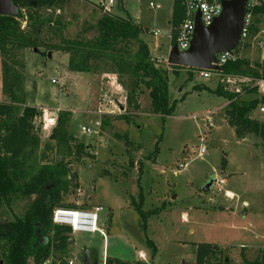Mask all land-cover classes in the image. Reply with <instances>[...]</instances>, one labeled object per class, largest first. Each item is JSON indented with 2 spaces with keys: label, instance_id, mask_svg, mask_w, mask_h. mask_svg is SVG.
Masks as SVG:
<instances>
[{
  "label": "rangeland",
  "instance_id": "obj_1",
  "mask_svg": "<svg viewBox=\"0 0 264 264\" xmlns=\"http://www.w3.org/2000/svg\"><path fill=\"white\" fill-rule=\"evenodd\" d=\"M100 1L105 0H57L39 12L47 21L39 34V48L0 53V101H9L2 81L7 69H14L20 76L19 89L13 88L22 102L19 107L33 105L57 119L59 113L67 112V130L74 138L71 145L85 146L79 157H66L75 178L63 194L62 206L99 205L98 228L103 234H70L71 247L78 251L65 261L73 258L82 264L87 249L91 264H104L105 257L144 263L138 258L141 250L147 264H194L199 243L222 248L221 264H246L255 259L264 248V142L258 133L236 134L225 115L227 99L214 92L216 75L205 78L186 67L175 70L166 62L173 0H114L109 12L129 16L145 29L142 38L155 65L168 72L169 97L174 103L169 116L152 112L143 86L136 99L139 107L129 106L128 78L123 77L120 86L106 62L93 61L91 72H76L69 68V53L62 49L47 52L44 44L63 47V38L95 36L97 20L105 13ZM150 2L160 7L148 8ZM24 24L21 21V27ZM153 31L158 32L154 35ZM251 55L253 51H246V58ZM250 116L264 120L255 109ZM97 120L101 121L98 133L82 132V126H92ZM39 123L35 118L40 142L33 161L42 164L63 153L49 139L53 127L43 130ZM201 144L206 151L199 157ZM221 177L225 183L219 186ZM210 180L211 186L204 191ZM226 189L236 197L228 198ZM140 194L144 210L159 207L147 218L145 229L133 207ZM32 198L12 194L6 202L0 199V224L22 217ZM149 241L155 247L154 255ZM3 243L0 261L5 256Z\"/></svg>",
  "mask_w": 264,
  "mask_h": 264
},
{
  "label": "trees",
  "instance_id": "obj_2",
  "mask_svg": "<svg viewBox=\"0 0 264 264\" xmlns=\"http://www.w3.org/2000/svg\"><path fill=\"white\" fill-rule=\"evenodd\" d=\"M56 1L14 0L18 6V13L0 15V53L8 55L14 49L39 48V34L47 22L41 19L39 12L52 6ZM254 14L256 23L253 31H256L258 24L264 22V4L256 6ZM184 17V0H173L170 45L176 43V28ZM21 21H25L24 27H21ZM144 32L145 29L129 16L103 13L97 20L95 36L70 40L63 38V47L52 43L44 44V47L47 52L62 49L69 53V68L76 72H91L93 61L106 62L110 70L108 72L116 75L115 81L120 86H122L120 80L123 81L122 78L125 76L128 78L129 106L134 110L139 107L136 99L143 86L148 91L152 112L162 117L169 116L173 113L174 103L169 97L168 72L155 65L149 45L142 38ZM169 66L175 70L183 68ZM189 69L194 71L195 68ZM221 70L228 73L257 74L245 57L224 64ZM6 74L7 78L4 77L2 81V89L8 93L9 101H0V199L6 202L12 194L33 198L22 217H15L0 224V241L5 243L6 256L1 264H30V259L32 264H41L45 261H49V264H67L65 258L69 256V235L72 233L69 227L54 224L52 213L55 207L63 205V194L68 191L70 180L75 178V174L68 167L66 157H79L85 146L79 142L71 145L74 138L67 130L68 114L61 112L49 139L55 142L56 148L63 154L50 162L34 163L33 157L40 142L39 130L34 127V119L42 115V112L30 105H25L22 109L19 107L22 102L14 91L19 89L20 76L10 68ZM189 76L191 78V75ZM214 92L230 101L225 115L229 119V124L235 128L236 134L242 137L244 133H258L264 142V120L257 121L250 116L257 103L264 102V96L243 99L224 90L219 84L216 85ZM251 93L254 94V90H251ZM130 116L122 115L126 119ZM159 138L160 135L155 143V153L158 151ZM142 200L140 194L139 202L132 203L140 216V226L145 229L147 218L156 214L159 207L144 210ZM163 204L161 208L165 206ZM149 242L154 255L155 247L151 241ZM56 251L61 253V257H54L53 253ZM222 258V248L214 244L199 243L194 264H210L211 261H213L211 264H221ZM104 262L130 264L115 257H106ZM246 264H264V248L259 250L258 257L246 261Z\"/></svg>",
  "mask_w": 264,
  "mask_h": 264
},
{
  "label": "built area",
  "instance_id": "obj_3",
  "mask_svg": "<svg viewBox=\"0 0 264 264\" xmlns=\"http://www.w3.org/2000/svg\"><path fill=\"white\" fill-rule=\"evenodd\" d=\"M114 0L100 1L99 5L103 8V12L109 13L110 7ZM223 0H184L185 17L178 25L176 46L179 50H184L188 47L194 28V14L198 10L200 12V19L202 23L207 26L221 11V3ZM262 0H247L244 8V17L241 26L240 38L236 46L230 51H224L215 55L216 60L212 64L219 67V70H200L194 69L195 72L209 78L211 75L217 76V85H221L222 88L228 92L238 95L243 98L247 94L254 90V97L261 98L264 96V28H257L253 31L255 25L254 9L256 6L261 5ZM158 4L148 3V8L158 9ZM158 31H153L155 35ZM171 36V29L169 33V41ZM172 45H170L171 47ZM253 51V56H247L251 67L257 71V74L252 73H228L221 70V67L228 63L240 60L245 57L246 51ZM246 58V57H245ZM230 101L227 100V104ZM226 104V105H227ZM255 112L257 115L264 118V102H259L255 106ZM45 111V110H44ZM41 110L42 115L36 116L39 120L41 129L47 130L56 125L57 116L47 115L46 111ZM102 113V111H99ZM42 122V123H41ZM95 125V126H94ZM94 125H84L81 130L84 134L98 133L101 121L97 120ZM37 128V127H36ZM35 128V129H36ZM206 151V145L201 144L196 156H203ZM185 165L182 164V167ZM225 180L219 179L218 184L221 186ZM102 208L99 205H95L91 208H79L73 209L69 207L58 206L55 207L52 213V222L57 225H64L70 228L71 233L84 232L95 233L100 231L99 225V212ZM41 264H49L45 261ZM67 264H76L73 260H68Z\"/></svg>",
  "mask_w": 264,
  "mask_h": 264
},
{
  "label": "water",
  "instance_id": "obj_4",
  "mask_svg": "<svg viewBox=\"0 0 264 264\" xmlns=\"http://www.w3.org/2000/svg\"><path fill=\"white\" fill-rule=\"evenodd\" d=\"M247 0H223L220 13L205 26L200 19V12L194 14V28L190 43L184 50L173 44L168 51L166 62L170 65L195 68L200 70H219L215 64L217 53L232 50L239 41L244 8ZM18 6L14 0H0V15H16ZM49 55V53H48ZM210 180L204 187L207 191ZM82 264H90V255L84 250Z\"/></svg>",
  "mask_w": 264,
  "mask_h": 264
},
{
  "label": "crops",
  "instance_id": "obj_5",
  "mask_svg": "<svg viewBox=\"0 0 264 264\" xmlns=\"http://www.w3.org/2000/svg\"><path fill=\"white\" fill-rule=\"evenodd\" d=\"M106 1V0H105ZM172 5H173V1H172ZM171 12H172V8H171ZM116 14V13H115ZM128 14V13H127ZM171 24V23H170ZM258 27L259 28H264V22H261L260 24H258ZM170 29H171V26H170ZM169 29V30H170ZM169 33H170V31H169ZM169 36V35H168ZM169 48H170V44H169ZM31 106H33V105H31ZM224 168H225V166H224ZM223 177H221L220 179H222ZM224 179V178H223ZM225 180V179H224ZM225 183V182H224ZM225 192H226V196H228V198H235L236 197V193L233 191V190H231V189H226L225 190ZM232 193V194H231ZM245 204H248V201H247V203H245ZM182 217L183 218H185L186 217V214H182ZM95 233H100V231H98V232H95ZM101 234V233H100ZM3 245H4V243H3ZM69 249H71V252L69 251V254H71V255H74L75 256V253H77V249L78 248H72L71 247V244H69ZM89 252V255H90V257H91V252L90 251H88ZM56 253V254H55ZM57 258L58 257H61V253L60 252H54L53 253ZM96 255V254H95ZM6 258V256L4 257V259ZM106 258V257H105ZM138 258H139V260H142L143 262H145L146 263V259H147V256H146V254H145V252L144 251H141V250H139L138 251ZM71 259V258H70ZM69 259V260H70ZM73 259V258H72ZM71 259V260H72ZM83 261V260H82ZM104 261H105V259H104ZM29 262H30V264H32V260L30 259L29 260ZM0 264H1V261H0ZM76 264H79V263H76ZM90 264H91V260H90ZM103 264V263H102Z\"/></svg>",
  "mask_w": 264,
  "mask_h": 264
},
{
  "label": "bare ground",
  "instance_id": "obj_6",
  "mask_svg": "<svg viewBox=\"0 0 264 264\" xmlns=\"http://www.w3.org/2000/svg\"><path fill=\"white\" fill-rule=\"evenodd\" d=\"M232 194V193H231Z\"/></svg>",
  "mask_w": 264,
  "mask_h": 264
}]
</instances>
